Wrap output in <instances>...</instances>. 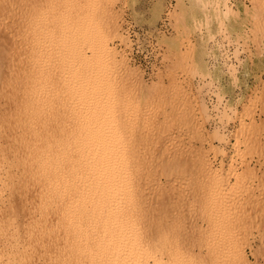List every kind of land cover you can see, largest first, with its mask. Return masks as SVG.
<instances>
[{
    "label": "rangeland",
    "instance_id": "1",
    "mask_svg": "<svg viewBox=\"0 0 264 264\" xmlns=\"http://www.w3.org/2000/svg\"><path fill=\"white\" fill-rule=\"evenodd\" d=\"M230 1L0 0V145H9L10 129L5 128L13 111L10 104L15 105L10 99L18 91L9 77L16 79L20 71L31 67L32 39L44 38V81L50 83L44 82L48 92L44 91V104L48 101V106L69 97L65 92L67 96L61 97L62 91L86 87L85 71L95 69L93 46L100 39V45L109 49L101 54L110 52L108 59L117 55L115 62L102 55L105 64L101 66L107 69L101 70L108 71L110 78L107 103L114 105L115 118L118 115L124 125L128 123L123 128L117 118L124 130H119L118 138L125 137L119 146L123 144L127 154L138 151V165L143 170L138 168V172L144 186L140 213L146 210L141 224L148 225L141 227L148 237L159 232L151 237H156L161 264H264V0H248L249 4L244 0L237 6ZM165 19L170 32L159 30ZM94 38L98 42L90 43ZM139 42L155 51L157 58L148 67L132 57L133 45ZM211 42L229 55L224 69L213 68L207 60L213 51ZM231 45L238 66L228 52ZM68 55H74L68 57L71 61ZM75 57L89 65L78 64ZM72 58L77 65L70 66ZM69 68L73 70L67 74L70 80L62 75ZM74 71L87 75V83L81 79L85 76L76 77L80 73ZM58 82L61 88H57ZM72 82L83 84L72 89ZM51 90L60 92L52 91L59 100ZM67 101L70 99L63 103L69 106ZM17 177L22 179L19 173ZM12 190L10 186L6 192L4 210L8 215H3L8 219L14 214L21 227L31 214V202L29 199L26 212L27 197Z\"/></svg>",
    "mask_w": 264,
    "mask_h": 264
},
{
    "label": "bare ground",
    "instance_id": "2",
    "mask_svg": "<svg viewBox=\"0 0 264 264\" xmlns=\"http://www.w3.org/2000/svg\"><path fill=\"white\" fill-rule=\"evenodd\" d=\"M230 2L232 3V0ZM38 39H32L34 50L31 48L33 51L30 50L31 52H29V56L30 53H33V56L31 55L33 58L29 65L31 67L28 70H19L20 72L17 74L16 79L14 78L15 73V75L12 73L13 80L12 76L9 77L12 81L10 85L13 88L12 84H15L14 86H16L15 88L18 91L16 92L13 89L19 95L16 97L10 86V91H8V87L6 88L8 93L12 92L14 94V97L10 94L13 98L7 96L11 98L10 100L15 105L10 104L13 107L12 115H8L11 120L9 125H6L7 127L4 126L6 127L5 130L10 129L8 130L10 133L7 132L10 136L6 134L7 138L10 137V139L8 138L9 143L6 144L9 145L5 146L3 143L0 145V264H161L163 261L160 260L156 253L158 252L157 243L155 242L156 237H151L157 231L154 232L152 231L154 229H152L151 231L154 233H151L148 237L147 235L149 234L145 236V230L143 231L141 227L143 225L141 224L143 222L141 220L143 212L140 213V208L142 207L144 193L141 188L143 186L142 175L140 176L141 173L139 174L140 171L138 172L141 164L139 162L140 164L138 165V151L133 150L127 154L129 150L126 153L124 152L126 149L122 147L123 144L119 146V141L122 142L125 139V137L124 139L120 138L121 140L118 138V135H120L118 133L120 131L123 133L124 131L120 129L122 125L118 123L119 119L123 117L119 116L118 118L117 115L115 118L117 112H114L113 108L111 110L114 105L109 106L111 103L109 105L107 103L110 78L108 77V71L101 70L104 67L101 66V63H103L101 61L104 57L111 56L110 52L106 53L109 49L103 48L102 44L100 45L99 43L100 39L98 42V38L90 40V43L96 44L95 42L97 41L99 44L93 46L95 48L94 54H92L94 57H92V64H94L95 69L92 68V65L90 68L93 70L85 71L88 73L89 81L86 80L87 75H83V68L85 67L81 68L82 73L81 71H74V73H80V75L77 74L79 76L76 75L79 78L82 75L83 77L85 76V79L81 78L84 83V80L89 83L93 80L92 85L90 84L91 86L89 87V83L86 82V87H89L87 91H85V84V90H81L82 88L79 89L78 87L79 90L77 88L74 90L73 88L75 87L73 86L79 84H73V80L72 83H69L70 85L73 84V92L68 90L70 86L68 84V92L66 90L62 91L61 97L64 95L63 92L69 93V97L64 98L65 100L62 101H60L62 98H59L60 100L56 98L54 93L57 92L53 91L57 84L53 88L50 85L51 89H53L51 92H54L52 93L59 102L56 103L54 101L56 104L51 103L52 105L48 106V101H45V104L49 107L48 110L44 104V91L47 89L46 86L44 87V82L46 85L50 84L44 81V75H47V71H44V38L40 39L41 42H36ZM219 43L221 44V42ZM216 44L215 42L210 43L213 50ZM104 46L108 47L107 44ZM69 48L74 47L71 46ZM103 49L106 51L104 52L106 54L104 57L102 56L104 53L101 54ZM73 51L68 52L73 54L71 53ZM74 52L75 55H84L83 53ZM112 56L115 58L117 55L112 54ZM71 57H74V55L69 58ZM77 58L79 59L80 57H75L79 63L72 58L74 63L70 62V66L75 64V62L80 64L83 61L82 65L88 62ZM82 58L87 59L88 57L85 58L83 56ZM108 58H106V61L111 59ZM88 60L90 61V58ZM69 64L67 63L66 65L70 67ZM209 64L211 66L214 65L210 62ZM235 65L238 66V64ZM107 67L111 66L107 65ZM69 69L66 70V74H62L64 77L68 73L70 74L74 67L71 70ZM71 74L73 76L76 73L73 74L72 72ZM2 76L0 72V79H2ZM61 77L63 78V76ZM68 78L70 80V76ZM83 82L81 83L83 84ZM81 83L79 86L82 87ZM5 85L8 86L9 84ZM59 85L58 82L57 88ZM44 88L46 89L44 90ZM57 88L55 89L56 91L58 90ZM3 89L5 90V86ZM59 91L61 92V89ZM2 92L4 93V91ZM60 92L56 95H59ZM45 96L47 97V95ZM54 96L52 97L54 98ZM64 96H67V94ZM67 99H70V101H67L68 103L66 102L69 106L64 104ZM213 102L214 106H216L217 100ZM75 108L78 109L76 110ZM8 118L6 117L7 120ZM117 118L119 121H117ZM1 120L5 121V118ZM123 120L127 121L125 117ZM6 121L4 122L5 124ZM122 124L124 128L128 123ZM117 146L119 148L122 147V150L118 149ZM140 170L143 172L142 169ZM18 173L20 179L22 178L20 180L21 183L17 177ZM10 186L14 188L12 192H18L17 194H24L22 195L24 198L27 197V201L25 198L26 207L24 208L26 212H28L27 205L31 202L30 209L32 211H29L31 214L29 218L26 217L27 219L25 220L27 222L25 225L23 224L24 227L22 223H20L21 227L16 224L18 222L15 223L17 219H13L12 216L14 214L10 218L8 216V219L7 216L4 217L5 214L8 215V212L5 213L4 205L7 199L5 197L7 195L6 192ZM11 206L12 204L10 203ZM16 212L18 213V211ZM14 217L16 218L15 215ZM145 225L143 226L145 227ZM146 226L148 227V225ZM153 226L155 225L153 224Z\"/></svg>",
    "mask_w": 264,
    "mask_h": 264
},
{
    "label": "built area",
    "instance_id": "3",
    "mask_svg": "<svg viewBox=\"0 0 264 264\" xmlns=\"http://www.w3.org/2000/svg\"><path fill=\"white\" fill-rule=\"evenodd\" d=\"M244 0H232V3L235 4L236 6L242 4ZM246 3H249V1H244ZM159 30L163 31V32H170L171 31V25L169 23L168 19H165V22H162L159 26ZM218 42L220 41L219 39L217 40ZM147 43V42H146ZM218 44V43H217ZM219 45V44H218ZM221 45L217 46L213 51L209 52L208 54V60L211 64L213 65V68H220L222 66V68L224 69L225 65L224 62L229 55H226L223 52V48L220 47ZM232 46V45H231ZM230 46V50H228L230 56L232 57V62H234L235 64H238V60H236V56L233 54L234 53V48L233 46ZM153 54L155 55V58L153 56ZM136 55V56H135ZM132 57H135L138 60V63L141 66L144 67H148V65L151 64V62L156 60V54L155 51L153 49V47L149 44H146L145 46L142 43H134L133 45V51H132ZM138 57V58H136ZM231 61V60H230ZM224 65V67H223ZM243 67V66H242ZM241 68V66H240ZM226 70V68H225ZM241 71V70H240Z\"/></svg>",
    "mask_w": 264,
    "mask_h": 264
}]
</instances>
